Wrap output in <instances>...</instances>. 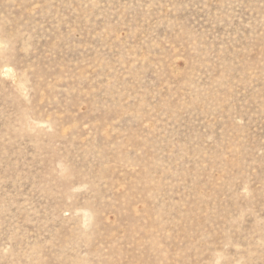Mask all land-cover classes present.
I'll return each instance as SVG.
<instances>
[{
	"label": "rangeland",
	"instance_id": "374dc122",
	"mask_svg": "<svg viewBox=\"0 0 264 264\" xmlns=\"http://www.w3.org/2000/svg\"><path fill=\"white\" fill-rule=\"evenodd\" d=\"M0 264H264V0H0Z\"/></svg>",
	"mask_w": 264,
	"mask_h": 264
}]
</instances>
